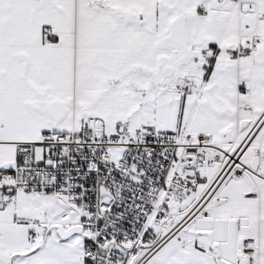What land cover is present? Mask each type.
Wrapping results in <instances>:
<instances>
[{
    "label": "snow or ice",
    "instance_id": "snow-or-ice-1",
    "mask_svg": "<svg viewBox=\"0 0 264 264\" xmlns=\"http://www.w3.org/2000/svg\"><path fill=\"white\" fill-rule=\"evenodd\" d=\"M0 264H264V0H0Z\"/></svg>",
    "mask_w": 264,
    "mask_h": 264
}]
</instances>
